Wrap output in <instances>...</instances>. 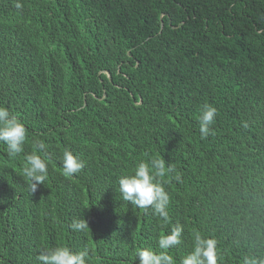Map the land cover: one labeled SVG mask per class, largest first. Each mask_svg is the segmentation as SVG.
<instances>
[{"label": "trees", "instance_id": "16d2710c", "mask_svg": "<svg viewBox=\"0 0 264 264\" xmlns=\"http://www.w3.org/2000/svg\"><path fill=\"white\" fill-rule=\"evenodd\" d=\"M0 105L27 129L15 157L0 142V264L59 246L139 264L177 225V264L197 232L220 264L264 258V0H0ZM205 105L217 109L207 139ZM38 142L48 177L32 193L22 170ZM65 150L85 163L72 177ZM153 158L181 175L161 178L167 221L118 191Z\"/></svg>", "mask_w": 264, "mask_h": 264}, {"label": "clouds", "instance_id": "9594fccd", "mask_svg": "<svg viewBox=\"0 0 264 264\" xmlns=\"http://www.w3.org/2000/svg\"><path fill=\"white\" fill-rule=\"evenodd\" d=\"M18 8L22 5L18 2ZM141 103V102H140ZM217 109L211 105H205L201 110L198 125L201 138L207 139L213 133V125L216 123ZM246 126V125H245ZM27 138V129L23 122L12 115L7 107L0 105V142L6 145L8 155L15 157L24 151ZM45 145L38 142L36 151L27 156V163L23 167V176L29 182V188L34 193L38 186L44 184L48 177V164L38 152L43 151ZM85 167L84 161L71 151L65 150L62 158V174L72 177L80 173ZM175 173L174 179L181 181V175L163 158H153L147 162L136 165L131 174L121 176L119 179V194L124 201L131 202L137 208L151 211L167 221L169 219L168 207L170 196L166 191L161 178ZM71 228L76 232H87L89 223L87 220H76ZM183 226L177 225L170 233L162 234L158 245L159 253L150 248L140 249L137 252L139 264H177L170 250L182 243ZM89 254L85 251L74 252L68 246H59L45 250L37 256L39 264H88ZM222 256L218 251L217 241L211 237H205L199 232L193 235V246L180 262V264H220ZM243 264H264V258L254 255H246Z\"/></svg>", "mask_w": 264, "mask_h": 264}, {"label": "water", "instance_id": "95a60500", "mask_svg": "<svg viewBox=\"0 0 264 264\" xmlns=\"http://www.w3.org/2000/svg\"><path fill=\"white\" fill-rule=\"evenodd\" d=\"M162 27H163V23H162Z\"/></svg>", "mask_w": 264, "mask_h": 264}]
</instances>
